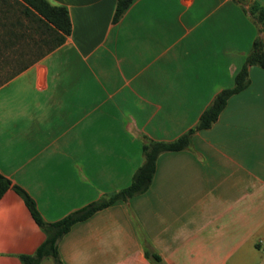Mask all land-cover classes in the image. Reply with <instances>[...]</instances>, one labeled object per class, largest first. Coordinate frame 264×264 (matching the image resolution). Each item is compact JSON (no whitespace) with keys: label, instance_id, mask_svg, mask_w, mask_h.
<instances>
[{"label":"crops","instance_id":"1","mask_svg":"<svg viewBox=\"0 0 264 264\" xmlns=\"http://www.w3.org/2000/svg\"><path fill=\"white\" fill-rule=\"evenodd\" d=\"M264 0H49L71 32L0 86V172L52 222L131 182L143 136L172 141L234 85ZM180 151L158 155L146 192L75 223L63 264H264V69ZM45 240L23 198H0V264ZM146 251L159 260L147 257ZM40 264H54L44 259Z\"/></svg>","mask_w":264,"mask_h":264},{"label":"trees","instance_id":"2","mask_svg":"<svg viewBox=\"0 0 264 264\" xmlns=\"http://www.w3.org/2000/svg\"><path fill=\"white\" fill-rule=\"evenodd\" d=\"M133 0H116L113 20H117ZM246 4L247 0H238ZM17 7V8H16ZM24 15L30 22V27H25L22 31L17 32L16 28L20 27L19 16L9 18L10 14ZM247 11L261 26L259 31L262 32L264 27V7L256 1L248 3ZM3 20H8L7 22ZM0 43L5 47L8 44L18 42L19 38L27 36L34 38L37 34L39 37L34 40L32 46L38 50L36 59L20 62L10 74L0 80V86L11 78L22 72L24 69L38 61L40 56L46 55L59 47L71 32V22L68 9L63 5H55L49 0H0ZM33 40V39H32ZM44 49V51H42ZM259 66L264 69V37L258 36L254 39L252 47L248 52L241 68L234 76V85L230 88L222 89L218 92L211 103L203 110L199 116L197 124L188 131L172 141L153 140L143 136L142 155L143 162L132 175L131 182L128 186L113 192L99 200L90 202L80 208H77L58 220L48 222L43 219L37 209L33 198L19 186L12 184L11 181L0 172V198L5 191L12 187L24 200L33 219L45 233V240L37 249L29 255H20V260L24 264H40L45 258H51L54 264H63L59 252L58 242L71 227L77 223L91 217L95 212L106 208L120 200H127L133 196L143 194L151 185L152 178L156 169V161L159 154L167 151H180L186 149L191 144L192 134L197 130L209 128L218 118L221 111L227 104L228 99L244 90L249 85V67ZM147 257L159 260V257L145 252Z\"/></svg>","mask_w":264,"mask_h":264},{"label":"rangeland","instance_id":"3","mask_svg":"<svg viewBox=\"0 0 264 264\" xmlns=\"http://www.w3.org/2000/svg\"><path fill=\"white\" fill-rule=\"evenodd\" d=\"M18 13L19 11H17V14H10L9 18L11 19L13 16L15 17L16 15L19 16L17 19L20 21V27L16 28V31L20 32L23 28L30 27V22L28 21L27 17ZM3 21L7 22L8 20ZM2 30L3 28L0 27V32ZM26 35L27 36L23 35V37L19 38L18 42H15L14 44H8L5 47L2 43H0V80H2L6 75L10 74L15 68H17L20 62L26 63L31 59L37 58L39 54L38 50L34 49L33 47L31 50L28 45L32 46L34 40L37 39L39 36L35 34L34 38H31L29 37L28 33ZM42 51H44V49ZM44 56L45 55L42 54L39 59Z\"/></svg>","mask_w":264,"mask_h":264}]
</instances>
